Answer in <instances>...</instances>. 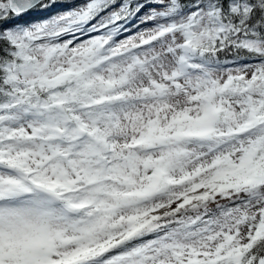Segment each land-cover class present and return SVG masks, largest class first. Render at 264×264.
<instances>
[{"label": "snow or ice", "instance_id": "1", "mask_svg": "<svg viewBox=\"0 0 264 264\" xmlns=\"http://www.w3.org/2000/svg\"><path fill=\"white\" fill-rule=\"evenodd\" d=\"M0 264H264V0H0Z\"/></svg>", "mask_w": 264, "mask_h": 264}]
</instances>
